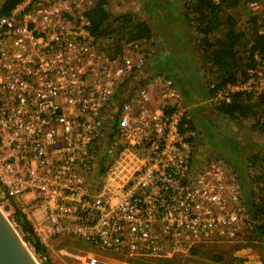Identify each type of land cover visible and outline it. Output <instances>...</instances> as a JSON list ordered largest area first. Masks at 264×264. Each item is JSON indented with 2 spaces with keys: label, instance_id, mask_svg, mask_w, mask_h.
<instances>
[{
  "label": "built area",
  "instance_id": "built-area-1",
  "mask_svg": "<svg viewBox=\"0 0 264 264\" xmlns=\"http://www.w3.org/2000/svg\"><path fill=\"white\" fill-rule=\"evenodd\" d=\"M98 2L23 0L0 16V211L29 253L14 210L44 248L73 239L117 256L82 264H160L237 244L250 224L242 189L224 159L200 154L192 111L264 95V55L186 105L173 79L145 69L152 40L114 50L93 35ZM247 5L264 36V0Z\"/></svg>",
  "mask_w": 264,
  "mask_h": 264
},
{
  "label": "trees",
  "instance_id": "trees-1",
  "mask_svg": "<svg viewBox=\"0 0 264 264\" xmlns=\"http://www.w3.org/2000/svg\"><path fill=\"white\" fill-rule=\"evenodd\" d=\"M21 1L23 0H2L0 16L9 15ZM249 1L251 0H193L189 5L186 2L183 4L185 8L183 18L186 23L191 25L193 33L200 39V47L203 50L202 59L209 69L217 74L215 78L216 89L222 88L228 83H236L239 79L244 78L245 68L252 62V55L255 52L264 55V36L257 34V17L252 14L249 15L248 20L252 26V36L248 37L246 33L237 31L236 21L232 16L226 14L227 10H232L239 6L248 7L247 2ZM106 5L107 0H99L89 14L92 33L95 37L109 40L114 50H119L120 44L125 39H150L152 31L148 22L135 20L131 14H125L119 16L117 20L115 19L114 22L118 23L116 28L108 27L110 14L106 10ZM222 27L226 29L223 37L212 41V35ZM212 92L214 91L212 90ZM192 112L193 120L195 121V115L198 113L197 108L193 109ZM263 114L264 95L254 98L250 94L236 93L232 96L229 103H222L214 107L209 116L210 120L211 118L216 119L219 117L226 122H243L261 117ZM253 134H255L256 139L252 138ZM243 135L247 138L246 142L261 147L260 151L264 150L263 120H256L250 127V132H246ZM229 150L233 154L238 153L236 156L241 160V163L238 162L239 159L237 158L229 163L225 158L218 157L224 159L233 168L232 170L243 192L250 218V224L244 232L246 233L243 237L245 239L244 245H252L256 248L259 254V262L264 264V152L257 151L252 155L249 154L251 156L248 160L249 167H247L244 157H241L242 147L237 142V138L229 144ZM13 218L24 234L23 241L33 247L36 255L45 257V248L35 239L30 225L17 210L13 212ZM214 244L208 245L213 246ZM203 247H207V245L191 248V255L193 257L200 255L201 251L199 250ZM226 254L228 255L227 261L223 253L209 256V259L213 262H225L227 264H244L246 261L245 258L235 255L229 257V253ZM46 260L45 258V263L50 264ZM159 262L161 264H180L179 259Z\"/></svg>",
  "mask_w": 264,
  "mask_h": 264
},
{
  "label": "rangeland",
  "instance_id": "rangeland-1",
  "mask_svg": "<svg viewBox=\"0 0 264 264\" xmlns=\"http://www.w3.org/2000/svg\"><path fill=\"white\" fill-rule=\"evenodd\" d=\"M181 1L107 0L106 10L110 14L108 27L116 28L118 23L114 22L115 19L117 20L119 16L125 14H131L135 20L148 21L152 29L150 35L152 44L150 43L148 48L146 47L147 53L150 54L148 59L150 60L152 56H155L158 61L156 60L157 66L154 64L151 66L146 65L145 69L150 74L160 72L173 79L183 94L185 104L189 105L192 102V104L198 105L201 100L205 99L208 86L215 83L217 74L215 71L210 70L203 61L200 39L193 33L191 25L186 23L183 18L182 5L184 2L189 5L193 0ZM1 3L2 0H0V6ZM226 14L232 16L236 21L237 31L246 33L248 37L252 36V26L248 20L251 12L248 7L239 6L235 9L227 10ZM148 16L150 20H148ZM225 30V27H222L212 35V41L223 37ZM156 39L158 44H156ZM149 49L152 50L151 53L148 52ZM202 68L204 71L201 73ZM195 108L198 110L195 115V127L200 132L198 141L200 154L221 156L230 163L235 158L239 159L236 156L238 153L233 154L229 150V144L235 141L236 138L242 147L241 157H244L247 167H249L248 160L252 154L257 151L264 152V150L260 151L261 147H257L256 144L246 142L247 138L243 135L246 132H250V127L256 120L264 121V114L261 117L243 122H226L219 117L216 119L211 118V122L209 116L213 109L211 106L200 105ZM252 138L256 139L255 134L252 135ZM238 162L241 163V160L239 159ZM244 243L245 239L242 238L237 244L215 243L213 246L207 245V247L199 250L201 251L200 255L187 260L180 259V264H227L225 262H213L209 259V256L219 255L220 253L224 254L226 261L228 260L226 253H229V257L235 255L245 258L244 264H260L257 249L252 245L246 246ZM52 245L45 248V258L50 264H82L81 258L94 255L99 258L112 259L113 261L117 258L113 253H110L112 255L103 253L81 241L73 239L59 240ZM61 249L66 250L68 255H61L59 252ZM30 253L36 264H46L43 257L36 255L31 250ZM150 264L159 263L153 261Z\"/></svg>",
  "mask_w": 264,
  "mask_h": 264
},
{
  "label": "water",
  "instance_id": "water-1",
  "mask_svg": "<svg viewBox=\"0 0 264 264\" xmlns=\"http://www.w3.org/2000/svg\"><path fill=\"white\" fill-rule=\"evenodd\" d=\"M0 264H36L1 211Z\"/></svg>",
  "mask_w": 264,
  "mask_h": 264
},
{
  "label": "crops",
  "instance_id": "crops-1",
  "mask_svg": "<svg viewBox=\"0 0 264 264\" xmlns=\"http://www.w3.org/2000/svg\"><path fill=\"white\" fill-rule=\"evenodd\" d=\"M171 1V0H170ZM181 1V0H180ZM181 2H183V1H181ZM183 6V5H182ZM144 8V7H143ZM185 12V8H184V6H183V13ZM148 20H150V18L148 19ZM148 22V21H147ZM185 22H186V20H185ZM151 31H152V29H151ZM156 44H158V41H157V39H156ZM199 57V56H198ZM156 60H157V58L155 57V56H152L151 57V59L149 60V65L151 66V65H156L157 66V64H156ZM158 61V60H157ZM156 68V67H155ZM201 69V68H200ZM160 71V70H159ZM204 70H203V68H202V70H201V73L203 72ZM202 75V74H201Z\"/></svg>",
  "mask_w": 264,
  "mask_h": 264
},
{
  "label": "clouds",
  "instance_id": "clouds-1",
  "mask_svg": "<svg viewBox=\"0 0 264 264\" xmlns=\"http://www.w3.org/2000/svg\"><path fill=\"white\" fill-rule=\"evenodd\" d=\"M149 40H151V37H150V39Z\"/></svg>",
  "mask_w": 264,
  "mask_h": 264
}]
</instances>
